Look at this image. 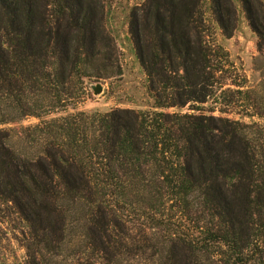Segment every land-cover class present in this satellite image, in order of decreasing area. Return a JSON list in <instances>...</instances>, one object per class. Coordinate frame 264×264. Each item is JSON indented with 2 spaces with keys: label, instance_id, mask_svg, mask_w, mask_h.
<instances>
[{
  "label": "trees",
  "instance_id": "obj_1",
  "mask_svg": "<svg viewBox=\"0 0 264 264\" xmlns=\"http://www.w3.org/2000/svg\"><path fill=\"white\" fill-rule=\"evenodd\" d=\"M235 1L264 48L261 0H146L132 9L128 34L152 109L88 114L73 104L88 96L87 78L118 70L105 0H0V126L38 119L23 135L41 149L20 156L0 129V202L42 255L68 247V220L79 215L85 264H123L150 249L157 264H264V131L249 135L197 107L221 71L205 15L231 39ZM130 212L141 223L135 238ZM171 212L180 224L199 215L190 234L170 229Z\"/></svg>",
  "mask_w": 264,
  "mask_h": 264
},
{
  "label": "rangeland",
  "instance_id": "obj_2",
  "mask_svg": "<svg viewBox=\"0 0 264 264\" xmlns=\"http://www.w3.org/2000/svg\"><path fill=\"white\" fill-rule=\"evenodd\" d=\"M145 1L105 0V28L116 46L117 60L114 64L118 70L111 72L113 74H110V78H105L107 73L104 72H94L87 78L92 85L101 86V93L93 96L92 92L87 90L88 96L79 95L80 98H76L73 103L79 112L104 114L114 109H152L146 76L128 34L130 11L142 6ZM261 1L264 8V0ZM235 5L237 29L231 39L222 38L209 13L205 15V41L213 51V63L219 65L221 71L215 72L216 85L213 96L204 105L197 107L205 116L229 119L244 125L247 127L245 132L254 136L253 133L258 129L264 131V48H257L256 36L249 28L238 2L235 1ZM204 9L207 10L206 6ZM184 111L188 112L187 108ZM38 123V119L25 117L0 126V129L8 132L9 147L13 152L26 158H34L40 155L41 149L39 145L33 146L25 141L23 130ZM131 213L128 214V224L131 235L135 238L138 235L137 225L141 223ZM172 213L169 218L171 223L175 224L170 229L190 234L189 230L198 221L199 215H193L192 223L186 224V221L180 224L177 217L173 218ZM79 217L76 215L68 220V247L54 256L42 255L39 247L34 246L28 239L25 224L10 204L0 202V264H85L88 262L89 253H84L79 248V227L82 224L77 220ZM207 220L201 212V226L206 224ZM151 243L152 241L146 242V245L150 246ZM150 250L141 255L125 257L123 264H157L155 259H151ZM211 262L214 263L215 259H205V263Z\"/></svg>",
  "mask_w": 264,
  "mask_h": 264
},
{
  "label": "water",
  "instance_id": "obj_3",
  "mask_svg": "<svg viewBox=\"0 0 264 264\" xmlns=\"http://www.w3.org/2000/svg\"><path fill=\"white\" fill-rule=\"evenodd\" d=\"M86 85L88 89L92 92L93 96H98L101 93L100 85H92L89 80H86Z\"/></svg>",
  "mask_w": 264,
  "mask_h": 264
}]
</instances>
